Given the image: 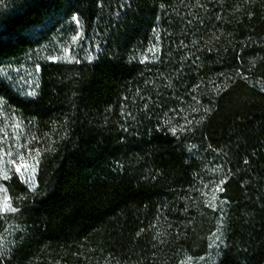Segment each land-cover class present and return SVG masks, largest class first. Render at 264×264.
Here are the masks:
<instances>
[{"label": "trees", "instance_id": "obj_1", "mask_svg": "<svg viewBox=\"0 0 264 264\" xmlns=\"http://www.w3.org/2000/svg\"><path fill=\"white\" fill-rule=\"evenodd\" d=\"M13 151L0 264H264V0H0Z\"/></svg>", "mask_w": 264, "mask_h": 264}, {"label": "rangeland", "instance_id": "obj_2", "mask_svg": "<svg viewBox=\"0 0 264 264\" xmlns=\"http://www.w3.org/2000/svg\"><path fill=\"white\" fill-rule=\"evenodd\" d=\"M80 33L76 38L75 43L79 40L80 38ZM71 52L70 50L65 52V57L70 56ZM2 161H6V162H14V161H20L18 163L19 168H20V175L22 177V179L24 180V182L28 183V184H33L35 182V175H36V169H35V165L32 161H23L21 162V158L19 156V154H16L15 151H13L10 154H6L4 152H1L0 155V162ZM22 165H27V167H22ZM216 196V194H215ZM5 202H7L8 205H10V207L12 208L11 204H10V199L8 197L7 191L5 189V187L2 185L1 183V178H0V213H5V212H10L11 210H4L5 209ZM13 209V208H12ZM6 238L2 235L0 236V249L4 248L3 243H5ZM214 241H216V237L214 239ZM2 250V249H1Z\"/></svg>", "mask_w": 264, "mask_h": 264}, {"label": "snow or ice", "instance_id": "obj_3", "mask_svg": "<svg viewBox=\"0 0 264 264\" xmlns=\"http://www.w3.org/2000/svg\"><path fill=\"white\" fill-rule=\"evenodd\" d=\"M22 167H27V165H22ZM17 171H20V168L18 167L17 168ZM11 210V211H15V209H12L11 207H10V205H8L7 204V202H5V209L4 210Z\"/></svg>", "mask_w": 264, "mask_h": 264}]
</instances>
